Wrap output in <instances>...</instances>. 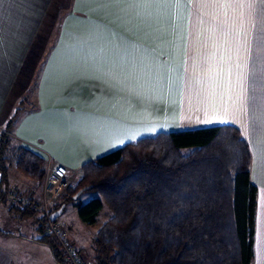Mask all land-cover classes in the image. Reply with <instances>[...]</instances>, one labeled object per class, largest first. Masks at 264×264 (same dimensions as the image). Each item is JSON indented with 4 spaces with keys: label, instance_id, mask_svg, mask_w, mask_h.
Returning <instances> with one entry per match:
<instances>
[{
    "label": "crops",
    "instance_id": "obj_1",
    "mask_svg": "<svg viewBox=\"0 0 264 264\" xmlns=\"http://www.w3.org/2000/svg\"><path fill=\"white\" fill-rule=\"evenodd\" d=\"M254 7L250 12L247 0H171L132 19L91 0H0V128L18 114L10 145L48 168L63 165L73 181L86 163L144 138L235 128L257 189L251 264H264V5ZM42 188L20 194L10 186L9 205L30 198L41 211ZM40 216L27 220L30 237L4 233L0 264H26L25 245L53 260L35 241ZM59 225L79 259L92 264L94 255H82L78 243L85 226L71 238L72 225Z\"/></svg>",
    "mask_w": 264,
    "mask_h": 264
},
{
    "label": "trees",
    "instance_id": "obj_2",
    "mask_svg": "<svg viewBox=\"0 0 264 264\" xmlns=\"http://www.w3.org/2000/svg\"><path fill=\"white\" fill-rule=\"evenodd\" d=\"M16 118L0 132V206L28 220L39 214L34 200L9 205L7 154ZM13 150L14 168L41 187L45 162L22 146ZM249 167V149L230 126L158 134L83 165L53 212L71 204L92 226L107 209L92 264H251L257 189ZM82 190L96 197L73 200ZM46 221L39 217L35 241L65 264L55 239L44 234Z\"/></svg>",
    "mask_w": 264,
    "mask_h": 264
},
{
    "label": "rangeland",
    "instance_id": "obj_3",
    "mask_svg": "<svg viewBox=\"0 0 264 264\" xmlns=\"http://www.w3.org/2000/svg\"><path fill=\"white\" fill-rule=\"evenodd\" d=\"M56 24L57 23H55L54 28L52 27V33L50 35L49 44L50 43L51 44L54 43L51 40H52L53 37L56 36L55 29L57 28V25H58V24L57 25ZM54 31H55V33H54ZM38 36H39L38 37L39 40L36 42V46H40L43 43L42 38L45 37V35H43V31L39 32ZM47 45H48V43H47ZM45 48H46V46H45ZM46 55H47V50L46 49L40 51V57L41 58L39 60L40 65H39V68H38V73H39L40 69L43 68L42 66L44 65V61H45ZM24 79H25V76H21L20 77V80L23 81ZM31 79H32V77H31ZM32 101H33V103L35 102L33 98H32ZM21 102H22L21 105L23 107H25L27 109L28 108H32L31 104H29V103L25 104V102H23V100H21ZM21 109H22V111L24 110V108H21ZM2 129L0 128V132L2 131ZM14 144L15 143H13V144L11 143V145L9 147L8 154H7L8 158H9V160H8V174H9V177H10V182H8V184H9V187L12 186V188H13L12 191H14V190H16L18 188L20 194H25V193H21L22 192L21 190H23L24 188L25 189L29 188L31 185L32 186H37V187H38V185H37V183L35 181L26 178L23 174H21L20 172H18L14 168V165H13V160H14V156H15L13 154L14 153V150H13L14 149ZM50 173H51V168H48L47 164L45 163V178H44V182L42 184L43 185V188H42L43 190L41 192L42 193V198H41L40 207H38L41 210L39 212L42 213V214H43V210H44L43 209V202L46 199L45 191H44V189H45V181L47 180L48 174H50ZM22 181L27 183L28 187H26L27 185H25V183H23ZM69 182L70 183L73 182V180H71L70 177H69ZM14 194H13V196H14ZM18 194L19 193H17V195ZM21 196H23V195H21ZM94 197H96V195H94L93 193L84 192V193L81 194V196L79 198V201L81 203H86L89 200L93 199ZM20 202L23 203V200L20 201ZM24 203H25V201H24ZM57 205H59V204H57ZM107 215H108L107 209L104 208L99 213L95 224L93 226H87V225H84V224L79 222V220L77 219V214H76V211H75V207L73 205H71V204H68L65 207V209H64L63 213L61 214V216L58 218L57 223L62 224V225L65 224V223H69L70 225H72L73 232H71V238L75 237V235L77 234L76 232L79 230L76 227L85 226L84 227L85 229L81 232L83 235H85V239L83 240V242L79 241L78 243L80 245V248L82 249L81 250V254L82 255H84V256L87 255V257H90V255H91L93 257V255L95 256V252H94V248H93V238L95 236V233L99 229V227L105 221ZM13 218H14V220L12 219V217L10 216L9 213L5 212V210H3V209H0V232H1L0 233V242H2V243L5 241L4 240V236H5L4 233L8 232L10 234H15L16 236H21L22 235V236H28V237H30V235L32 233V230H31V228L29 227L28 224H29V222H31L30 220H33V219H30L29 221H27L25 219L20 218V216H18L17 214H14ZM1 238H3V239H1ZM73 239H75V238H73ZM2 243H0V245ZM29 246L25 245L24 248H23V251H21L23 253L22 255H23V258H24V261H25L26 264H55L54 261L51 259L50 255L46 251H44L45 254H46V257H45L41 252L36 251L35 249H33V247L30 246L31 247L30 248ZM2 248L5 249V250L8 249V248H5L4 245L2 246ZM44 250H46V249H44ZM9 251H11V250H9ZM48 261H50V262H48Z\"/></svg>",
    "mask_w": 264,
    "mask_h": 264
},
{
    "label": "built area",
    "instance_id": "obj_4",
    "mask_svg": "<svg viewBox=\"0 0 264 264\" xmlns=\"http://www.w3.org/2000/svg\"><path fill=\"white\" fill-rule=\"evenodd\" d=\"M69 184L67 168L63 165H55L45 181L44 191L46 199L43 202V213L47 221L44 226V234L50 235L55 239L61 249L65 264H85L79 259L74 246L67 237L66 231L58 223L48 220L55 206L63 202L62 196L65 194Z\"/></svg>",
    "mask_w": 264,
    "mask_h": 264
},
{
    "label": "snow or ice",
    "instance_id": "obj_5",
    "mask_svg": "<svg viewBox=\"0 0 264 264\" xmlns=\"http://www.w3.org/2000/svg\"><path fill=\"white\" fill-rule=\"evenodd\" d=\"M91 2L102 7H118L126 17L142 19L151 16L154 9H162L171 0H91ZM257 3L264 5V0H247L250 12L255 11L254 5ZM221 123H227V121H221Z\"/></svg>",
    "mask_w": 264,
    "mask_h": 264
},
{
    "label": "water",
    "instance_id": "obj_6",
    "mask_svg": "<svg viewBox=\"0 0 264 264\" xmlns=\"http://www.w3.org/2000/svg\"><path fill=\"white\" fill-rule=\"evenodd\" d=\"M86 189H90V187H89V188H85L84 190H86ZM84 190L78 192V193L74 196L73 200H77L78 197L80 196V194H81ZM63 209H64V207H60L58 210L54 211V212L49 216V220H50V222H55V221L61 216V214H62V212H63Z\"/></svg>",
    "mask_w": 264,
    "mask_h": 264
}]
</instances>
